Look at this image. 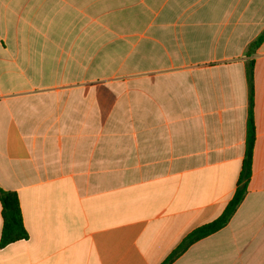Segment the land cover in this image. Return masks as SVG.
<instances>
[{"label":"crops","instance_id":"0c3cea01","mask_svg":"<svg viewBox=\"0 0 264 264\" xmlns=\"http://www.w3.org/2000/svg\"><path fill=\"white\" fill-rule=\"evenodd\" d=\"M263 31L264 0H0V189L29 235L0 264H163L236 192L250 60L247 195L172 264H264Z\"/></svg>","mask_w":264,"mask_h":264},{"label":"trees","instance_id":"16d2710c","mask_svg":"<svg viewBox=\"0 0 264 264\" xmlns=\"http://www.w3.org/2000/svg\"><path fill=\"white\" fill-rule=\"evenodd\" d=\"M263 42L264 31L249 45L247 49V55H252L263 44ZM247 81L249 88V109L247 119L246 149L236 192L223 213L217 219L198 227L189 235H187V237L170 254L163 264L174 263L193 244L224 229L230 223L247 195L248 186L252 175L253 155L256 141V128L254 119V60H250L247 65ZM0 202L2 205L3 215V230L0 241L1 248L18 241L27 240L29 235L23 223V217L17 194L0 189Z\"/></svg>","mask_w":264,"mask_h":264},{"label":"rangeland","instance_id":"374dc122","mask_svg":"<svg viewBox=\"0 0 264 264\" xmlns=\"http://www.w3.org/2000/svg\"><path fill=\"white\" fill-rule=\"evenodd\" d=\"M133 67H141V68H147V64H146V61H135L133 63Z\"/></svg>","mask_w":264,"mask_h":264}]
</instances>
